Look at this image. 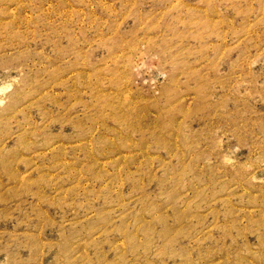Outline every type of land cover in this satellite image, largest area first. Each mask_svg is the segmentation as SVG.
I'll list each match as a JSON object with an SVG mask.
<instances>
[{
    "label": "rangeland",
    "instance_id": "374dc122",
    "mask_svg": "<svg viewBox=\"0 0 264 264\" xmlns=\"http://www.w3.org/2000/svg\"><path fill=\"white\" fill-rule=\"evenodd\" d=\"M0 264H264V0H0Z\"/></svg>",
    "mask_w": 264,
    "mask_h": 264
}]
</instances>
